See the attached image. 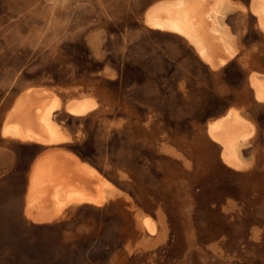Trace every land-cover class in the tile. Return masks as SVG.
<instances>
[{
	"label": "rangeland",
	"instance_id": "1",
	"mask_svg": "<svg viewBox=\"0 0 264 264\" xmlns=\"http://www.w3.org/2000/svg\"><path fill=\"white\" fill-rule=\"evenodd\" d=\"M263 6L0 0V264H264ZM47 154L93 171L60 179L96 195L39 221Z\"/></svg>",
	"mask_w": 264,
	"mask_h": 264
},
{
	"label": "bare ground",
	"instance_id": "2",
	"mask_svg": "<svg viewBox=\"0 0 264 264\" xmlns=\"http://www.w3.org/2000/svg\"><path fill=\"white\" fill-rule=\"evenodd\" d=\"M262 13H263L262 21L264 24V11ZM162 20H156L157 26L162 28H167L169 30H174V31L177 30L180 32L187 31L188 33H190V28L187 27V25L183 22L172 20L169 17L162 18ZM152 24L154 23L152 22ZM205 45L202 46L203 53L206 51ZM212 50L214 52H218L217 49H212ZM209 55L210 58H212V61L214 63H217V61H215L216 57H214L216 54L209 52ZM223 56L224 54L220 52L217 57L218 61L222 57L220 60L221 62H224L228 55L226 56L225 54V56L224 57ZM21 105L22 104H18L17 109ZM89 106L91 105H89V103L87 102L74 103L73 105H70V109L73 112L81 113L86 110L88 111ZM47 107L48 104L46 103L44 108L47 109ZM50 131H51V139L54 140V138H56L55 136L58 134V131L56 130V128H51ZM15 133L21 135L22 137L49 139V137L47 138L46 135H43L40 132L36 133L35 130H33V128L25 130L18 127ZM68 174H70L71 177H73V179L78 177L81 179V181H90L92 185L95 184V182L91 180L92 178L91 179L89 178V176L96 177L93 171H90L87 167L81 164L79 160L73 159L69 155L67 156V154L64 156L48 155V157L40 159V161L37 163L34 169L31 189L28 196L26 213L30 217L39 221L48 220L54 217L55 215H57L61 211V209L71 201L95 199L93 197H95L96 193L90 192V190L87 187L85 188L81 187L79 183L77 185L76 183H69V184H65V182L61 183V179L63 180V177L67 176ZM51 178L56 184L54 186H48L46 188L45 182Z\"/></svg>",
	"mask_w": 264,
	"mask_h": 264
}]
</instances>
